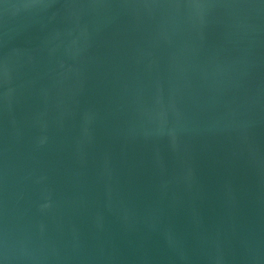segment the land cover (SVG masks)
<instances>
[{
	"label": "water",
	"instance_id": "water-1",
	"mask_svg": "<svg viewBox=\"0 0 264 264\" xmlns=\"http://www.w3.org/2000/svg\"><path fill=\"white\" fill-rule=\"evenodd\" d=\"M0 264H264V0H0Z\"/></svg>",
	"mask_w": 264,
	"mask_h": 264
}]
</instances>
